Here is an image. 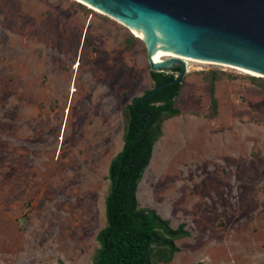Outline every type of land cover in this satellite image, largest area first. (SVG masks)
Instances as JSON below:
<instances>
[{"label": "rangeland", "instance_id": "rangeland-1", "mask_svg": "<svg viewBox=\"0 0 264 264\" xmlns=\"http://www.w3.org/2000/svg\"><path fill=\"white\" fill-rule=\"evenodd\" d=\"M187 65L136 196L188 235L150 264H264V77ZM150 70L145 42L86 4L0 0V264H92L125 106Z\"/></svg>", "mask_w": 264, "mask_h": 264}, {"label": "trees", "instance_id": "trees-1", "mask_svg": "<svg viewBox=\"0 0 264 264\" xmlns=\"http://www.w3.org/2000/svg\"><path fill=\"white\" fill-rule=\"evenodd\" d=\"M172 72H179V67ZM149 74L153 87L125 106L123 145L108 165L105 224L96 234L98 250L92 264H150L154 247L161 250L158 258L170 261L178 250L174 240L188 235L183 224L173 228L155 209L138 205L136 188L162 133V121L180 113L175 101L181 81L164 84L176 76L158 70ZM209 94L215 106L214 82L209 83Z\"/></svg>", "mask_w": 264, "mask_h": 264}, {"label": "water", "instance_id": "water-1", "mask_svg": "<svg viewBox=\"0 0 264 264\" xmlns=\"http://www.w3.org/2000/svg\"><path fill=\"white\" fill-rule=\"evenodd\" d=\"M80 1L126 24L145 41L152 70L179 67L176 78L164 84L181 81L187 70L178 58L154 61L158 48L264 77V0Z\"/></svg>", "mask_w": 264, "mask_h": 264}, {"label": "bare ground", "instance_id": "bare-ground-1", "mask_svg": "<svg viewBox=\"0 0 264 264\" xmlns=\"http://www.w3.org/2000/svg\"><path fill=\"white\" fill-rule=\"evenodd\" d=\"M76 1H78V2H81V3H83V4H86V3H84V2H82V1H80V0H76ZM86 5H88V4H86ZM89 6V5H88ZM91 7V6H90ZM91 8H93V9H95V10H97V11H99V12H101V13H103L102 11H100V10H98V9H96V8H94V7H91ZM103 14H105V13H103ZM105 15H107V14H105ZM113 18V17H112ZM117 20V19H116ZM120 23H122L121 21H119ZM122 24H124V23H122ZM126 27H128L126 24H124ZM129 28V27H128ZM130 29V28H129ZM131 30V29H130ZM133 33V32H132ZM135 34V33H134ZM136 35V34H135ZM137 36V35H136ZM138 37V36H137ZM140 38V37H139ZM145 42V41H144ZM145 44H146V42H145ZM147 46V45H146ZM169 57H174V58H178V59H181L182 61H184V63H185V67H186V70H188V61H199V62H205V63H216V62H211V61H203V60H196V59H192V58H189V57H186V56H183V55H180V54H178V53H176V52H173V51H169V50H165V49H160V48H158V49H155L154 50V52H153V60L154 61H156V62H159V61H161L162 59H165V58H169ZM216 64H221V63H216ZM221 65H225V66H230V67H234V68H237V69H240V70H242V71H244V72H247V73H252V74H254V75H257L256 73H253V72H251V71H248V70H246V69H243V68H240V67H236V66H232V65H226V64H221Z\"/></svg>", "mask_w": 264, "mask_h": 264}]
</instances>
